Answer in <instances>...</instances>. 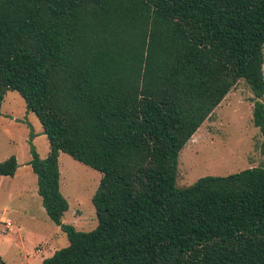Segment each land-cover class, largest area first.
I'll return each instance as SVG.
<instances>
[{"label": "trees", "instance_id": "16d2710c", "mask_svg": "<svg viewBox=\"0 0 264 264\" xmlns=\"http://www.w3.org/2000/svg\"><path fill=\"white\" fill-rule=\"evenodd\" d=\"M240 81L262 165L177 188L180 153ZM9 91L49 140L29 165L69 240L41 264H264V0H0V113ZM60 153L102 174L91 232L63 223Z\"/></svg>", "mask_w": 264, "mask_h": 264}, {"label": "rangeland", "instance_id": "374dc122", "mask_svg": "<svg viewBox=\"0 0 264 264\" xmlns=\"http://www.w3.org/2000/svg\"><path fill=\"white\" fill-rule=\"evenodd\" d=\"M253 98L245 81L227 95L180 153L177 188L262 165ZM31 141L45 160L50 145L38 117L18 92L9 91L0 113V163L15 156L19 166L14 177L0 176V230L6 234L0 235V255L5 264H41L69 246L66 233L50 220L38 194V177L29 165ZM59 168L61 192L70 205L63 223L82 232L95 230L99 223L93 197L102 174L65 153H60ZM8 221L13 231L6 229Z\"/></svg>", "mask_w": 264, "mask_h": 264}, {"label": "crops", "instance_id": "0c3cea01", "mask_svg": "<svg viewBox=\"0 0 264 264\" xmlns=\"http://www.w3.org/2000/svg\"><path fill=\"white\" fill-rule=\"evenodd\" d=\"M7 223H12V222L8 221ZM6 229L9 230V229L7 228V224H6ZM14 229H15V228H14V225H13V223H12V231H13ZM9 231H10V230H9ZM0 235H6V234H4V232H3L2 229L0 230Z\"/></svg>", "mask_w": 264, "mask_h": 264}, {"label": "built area", "instance_id": "2783aa9c", "mask_svg": "<svg viewBox=\"0 0 264 264\" xmlns=\"http://www.w3.org/2000/svg\"><path fill=\"white\" fill-rule=\"evenodd\" d=\"M7 228L12 231V223H7Z\"/></svg>", "mask_w": 264, "mask_h": 264}]
</instances>
